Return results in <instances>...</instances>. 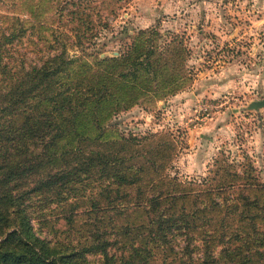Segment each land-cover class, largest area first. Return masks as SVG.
<instances>
[{
  "label": "trees",
  "instance_id": "trees-1",
  "mask_svg": "<svg viewBox=\"0 0 264 264\" xmlns=\"http://www.w3.org/2000/svg\"><path fill=\"white\" fill-rule=\"evenodd\" d=\"M66 2L75 8H61L32 59H10L21 20L0 31V264H148L155 252L179 264L193 254L204 264H264V183L249 160L220 152L208 175L181 181L165 172L167 136L111 123L192 77L184 36L138 29L117 56L100 57L89 47L90 0ZM69 198L95 218L75 228L65 213L70 227L49 237L48 211ZM140 212L145 224L131 216Z\"/></svg>",
  "mask_w": 264,
  "mask_h": 264
},
{
  "label": "rangeland",
  "instance_id": "rangeland-1",
  "mask_svg": "<svg viewBox=\"0 0 264 264\" xmlns=\"http://www.w3.org/2000/svg\"><path fill=\"white\" fill-rule=\"evenodd\" d=\"M66 1L0 0V31L18 27L16 19L25 28L10 46V59L35 57L31 51L50 37L61 8L66 12L75 8V4L66 7ZM89 4L96 31L89 47L100 57L117 56L134 32L148 27L184 36L192 51L188 61L192 77L180 81L177 90L162 100L144 101L114 115L111 123L116 131L167 136L174 154L165 172L181 181L208 175L214 158L223 152L236 163L249 160L264 183V107L248 108L251 101L264 98V0H90ZM88 209L85 200L69 198L63 208L48 211L43 230L49 237L55 230L62 235L70 227L65 213L75 228L91 222L95 216L89 218ZM131 216L147 222L145 212ZM171 257L172 252L165 256L155 252L148 264H179ZM202 259L203 255L193 254L189 263L204 264Z\"/></svg>",
  "mask_w": 264,
  "mask_h": 264
},
{
  "label": "water",
  "instance_id": "water-1",
  "mask_svg": "<svg viewBox=\"0 0 264 264\" xmlns=\"http://www.w3.org/2000/svg\"><path fill=\"white\" fill-rule=\"evenodd\" d=\"M262 107H264V98L259 99V100H255V101H251L248 105V108L254 109V110H258L259 108H262Z\"/></svg>",
  "mask_w": 264,
  "mask_h": 264
}]
</instances>
